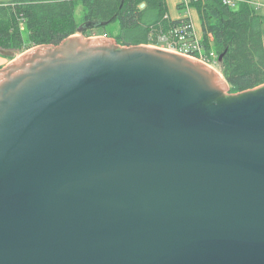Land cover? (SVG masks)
I'll return each instance as SVG.
<instances>
[{
  "label": "water",
  "instance_id": "obj_1",
  "mask_svg": "<svg viewBox=\"0 0 264 264\" xmlns=\"http://www.w3.org/2000/svg\"><path fill=\"white\" fill-rule=\"evenodd\" d=\"M106 25L0 69V264H264V85Z\"/></svg>",
  "mask_w": 264,
  "mask_h": 264
},
{
  "label": "trees",
  "instance_id": "obj_2",
  "mask_svg": "<svg viewBox=\"0 0 264 264\" xmlns=\"http://www.w3.org/2000/svg\"><path fill=\"white\" fill-rule=\"evenodd\" d=\"M232 8L223 0H191L179 9L194 8L201 21L205 55L217 58L231 93L264 85V12L252 0ZM83 5V21L117 22L118 44L154 45L183 21L172 20L166 0H0V50L24 53L41 45H58L78 33L76 8ZM23 25L29 44L23 38ZM92 30L86 31L87 37Z\"/></svg>",
  "mask_w": 264,
  "mask_h": 264
},
{
  "label": "built area",
  "instance_id": "obj_3",
  "mask_svg": "<svg viewBox=\"0 0 264 264\" xmlns=\"http://www.w3.org/2000/svg\"><path fill=\"white\" fill-rule=\"evenodd\" d=\"M191 0H183V4L188 6ZM224 4L229 7H236L241 2H247L246 0H223ZM260 6V5H259ZM95 37V36H90ZM101 37H107L104 34ZM160 49H164L171 52H176L183 54L195 59H198L209 66L218 69V58L216 55L212 54L208 57L204 53L201 41L197 40L194 35V28L191 20L184 19L183 26L181 28H176L170 35H160L158 37V42L151 45Z\"/></svg>",
  "mask_w": 264,
  "mask_h": 264
},
{
  "label": "rangeland",
  "instance_id": "obj_4",
  "mask_svg": "<svg viewBox=\"0 0 264 264\" xmlns=\"http://www.w3.org/2000/svg\"><path fill=\"white\" fill-rule=\"evenodd\" d=\"M166 1H167L168 8L170 9V7H171V9H173V12H174L176 18L180 17L181 15L187 14V7L184 9H179V7H178V5L183 3V0H166ZM252 2L254 3L255 7H258L259 10H261L262 13L264 12V0H252ZM191 10H192V14H193L195 32H196L197 36L199 37V39H203V30H202L200 17L194 8H191ZM168 11L170 13V10H168ZM76 17H77V20L81 24L86 22V21H83V5H80L76 8ZM107 32L110 33L111 35H113L114 37L118 36L120 33L119 24L117 22L110 23L104 27H100V28L92 30L91 34H92V36H95L94 38H98V37L103 36ZM22 33H23V38L26 41L25 43L28 45L29 44V32H28L25 25H23ZM75 35H80V34L76 33ZM81 36L87 37L88 33H84ZM3 51H6V50H0V69L6 67L8 64H10L14 60H16L18 57H20V55L23 54V53L19 54V53L13 52L14 56L9 57V56L3 55V53H2ZM10 52H12V51H10ZM217 67H218V65H217ZM218 69H219V67H218Z\"/></svg>",
  "mask_w": 264,
  "mask_h": 264
},
{
  "label": "crops",
  "instance_id": "obj_5",
  "mask_svg": "<svg viewBox=\"0 0 264 264\" xmlns=\"http://www.w3.org/2000/svg\"><path fill=\"white\" fill-rule=\"evenodd\" d=\"M179 7V5H178ZM168 10H170V13H169V16L172 20H180V21H183L184 19H188V20H191L192 24H193V28H194V35H195V38L199 41H201L202 39H199V37L197 36L196 32H195V27H194V20H193V14H192V10H191V7H187V14H184V15H181L180 17L176 18L175 17V14L173 12V9H170L168 8Z\"/></svg>",
  "mask_w": 264,
  "mask_h": 264
}]
</instances>
